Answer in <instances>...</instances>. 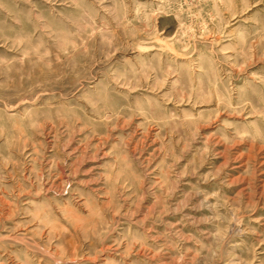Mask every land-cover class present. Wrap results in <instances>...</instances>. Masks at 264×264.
<instances>
[{
  "label": "rangeland",
  "instance_id": "374dc122",
  "mask_svg": "<svg viewBox=\"0 0 264 264\" xmlns=\"http://www.w3.org/2000/svg\"><path fill=\"white\" fill-rule=\"evenodd\" d=\"M0 264H264V0H0Z\"/></svg>",
  "mask_w": 264,
  "mask_h": 264
}]
</instances>
